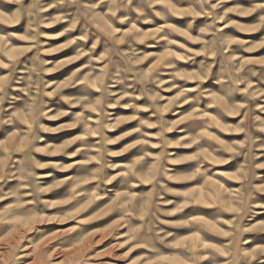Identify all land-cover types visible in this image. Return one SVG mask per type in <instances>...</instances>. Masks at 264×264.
Wrapping results in <instances>:
<instances>
[{
    "label": "clouds",
    "instance_id": "obj_1",
    "mask_svg": "<svg viewBox=\"0 0 264 264\" xmlns=\"http://www.w3.org/2000/svg\"><path fill=\"white\" fill-rule=\"evenodd\" d=\"M0 264H264V0H0Z\"/></svg>",
    "mask_w": 264,
    "mask_h": 264
}]
</instances>
